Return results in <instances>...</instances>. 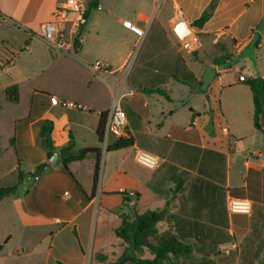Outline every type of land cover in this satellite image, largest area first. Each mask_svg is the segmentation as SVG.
Returning a JSON list of instances; mask_svg holds the SVG:
<instances>
[{"label":"crops","instance_id":"1","mask_svg":"<svg viewBox=\"0 0 264 264\" xmlns=\"http://www.w3.org/2000/svg\"><path fill=\"white\" fill-rule=\"evenodd\" d=\"M67 1L0 0V134L8 124L12 128L8 138L0 136V162L6 164L0 170V182L4 181L0 188L16 185L19 172L28 177L49 165L40 133L46 121L53 123L52 140L62 162L29 184L24 181L16 194L0 202L10 201L15 217L10 220L0 206V216H5V220L0 218V264H136L134 257L152 259L148 251L140 254L124 244L116 231L121 214L161 211L167 202V215L158 228L163 232L175 225L176 229L178 218L190 220L189 241L196 248V264H240L242 246L264 248V168L254 161L255 156L250 157L258 151L243 142L259 133L247 81L264 79V0H153L151 10L146 4L126 5L128 0H100L82 32L83 14L68 15L63 29L68 37L79 39V49L56 56L41 38L40 26ZM158 3L161 7L155 11ZM209 9V21L202 28L194 27ZM178 15L199 39L200 47L193 53L184 52L172 33ZM127 21L145 32L144 39L123 26ZM251 47L253 59L245 56ZM134 53L128 84L135 94L123 100L128 137L134 144L108 152L97 128L100 112L112 105L120 74L97 77L90 67L101 61L117 72ZM217 59L220 65L214 64ZM208 67L215 78L203 89ZM241 75L245 82H239ZM13 86H18L17 102L7 98L6 91ZM154 90L163 94L147 93ZM211 93L217 96L219 127L210 113L215 98ZM195 96L203 100L202 108L189 106L190 117L179 123L177 100ZM52 97L91 112L55 107ZM193 112L200 115L193 119ZM261 125L264 128V118ZM191 126L197 130L196 142H180ZM71 137L78 150H100L104 165L95 192L96 154L64 166L63 150ZM179 143L200 148L199 160L205 150L222 154L225 184L221 181L223 162L217 154L204 158L209 177L198 172L199 165L187 169L178 163L182 156L188 162L186 156L191 155ZM7 148L13 149L10 163L2 153ZM138 150L159 157L160 166L151 170L138 164ZM239 152L245 155L239 157L240 164L233 163ZM201 185L203 189L197 192ZM180 186L184 191L177 190ZM191 188L196 200L185 204L182 199ZM131 192L136 199L130 197ZM231 199L251 202V214L231 213ZM193 222L205 230L203 237H195ZM263 256L264 250L259 249L252 262L264 264Z\"/></svg>","mask_w":264,"mask_h":264},{"label":"trees","instance_id":"2","mask_svg":"<svg viewBox=\"0 0 264 264\" xmlns=\"http://www.w3.org/2000/svg\"><path fill=\"white\" fill-rule=\"evenodd\" d=\"M100 0H91L87 10L83 14V26L81 28V32L83 31V27L85 23L88 21L91 12L94 9H97L99 6ZM211 9L207 10L202 17L197 20L193 25L196 28H202L211 17ZM81 37V36H80ZM78 38L75 41V45H78ZM221 60H215V65H220ZM201 87V82L198 84ZM247 85L250 87L253 93V103H254V126L255 128L264 133V128L261 125V120L264 118V79L261 77L250 78L247 81ZM202 93H205L202 88H200ZM147 93L153 94H163L161 90L148 91ZM7 98L13 102L18 101V86H13L7 89L6 91ZM213 97L217 98L215 94ZM218 105V103H217ZM199 113L193 112L192 118L199 116ZM107 112H101L100 122L97 128V135L101 143H103L104 139V131H105V122H106ZM52 131H53V123L50 121H46L41 128V136L44 140V146L48 149L49 157L52 156L53 152L57 149L54 146V142L52 140ZM182 143H194L197 140V130L191 126V130L187 133H184L180 136ZM134 144V140L131 137L128 138H120L118 140L113 141L107 148L108 152L117 151L121 149H126L131 147ZM182 147L187 148L190 157L186 156L189 160L188 162H184V158H178V163H180L183 167L187 169H194V165L198 166V172L200 174L209 175V171H205L204 169V158L206 155L217 154L216 152H212L210 150H205V154L202 159L199 160V155L201 154V149L197 147H192L190 145L181 144ZM209 147V146H208ZM189 150H192L191 152ZM64 157V166L68 168L69 165L75 161H79L87 157L89 154H96L98 156L97 164L95 167V175H94V192L98 188L99 176H100V159L101 153L98 149H80L78 150L74 141V138L71 137V140L68 146L63 150ZM195 154V155H192ZM222 160V183L225 184V168H226V159L222 154H217ZM195 156V157H194ZM174 160V158H173ZM177 159H175L176 161ZM190 163H193L190 164ZM26 176L19 172L18 183L13 186L0 188V202L7 197L13 196L17 193L18 188L25 181ZM209 182L206 184V189L209 190ZM197 189V192H200L203 187ZM184 186H180L177 190L184 191ZM196 192V191H195ZM27 194V192H26ZM194 194L193 188L189 189L188 197L182 199L185 204L189 202H194L196 198L192 197ZM125 201H129L125 194ZM92 194L91 197H93ZM203 202V200H199V203ZM170 205V202L166 203L164 210H147L142 214H139L135 211H131L128 214H121V226L117 229L116 235L119 239L123 241L124 244L131 247L135 252L143 254L145 251H148L149 254L153 257L152 259H140L138 257H134L132 261L136 264H196L193 262V256L196 253V248L194 245L190 243V220L186 218H178V223L172 226V228L161 232L158 228V225L162 223L167 215V210ZM173 218V215H171ZM215 221V220H214ZM195 227V237L202 236L205 234V230L200 227L199 223L193 222ZM126 256V255H125ZM102 260V259H101ZM126 261V258H124ZM198 264H210L209 262L202 261Z\"/></svg>","mask_w":264,"mask_h":264},{"label":"built area","instance_id":"3","mask_svg":"<svg viewBox=\"0 0 264 264\" xmlns=\"http://www.w3.org/2000/svg\"><path fill=\"white\" fill-rule=\"evenodd\" d=\"M89 0H68L65 5L57 8L49 21L41 24V38L49 46L50 50L56 56L69 55L71 50L79 49V44L75 45L77 38L68 37L63 29V24L66 22L68 15L71 12H76L80 15L84 14L85 6ZM3 24V19L0 17V27ZM78 26V25H77ZM123 26L137 35L139 38L144 39L145 32L131 22H124ZM77 31L79 26L76 28ZM172 33L179 42L182 50L186 53H193L200 47L199 39L197 38L192 26L183 18L178 15L172 24ZM76 31V32H77ZM79 42V39H78ZM136 61V54L130 55L123 66L117 72H112L107 69L101 61H97L90 68L95 76L108 77L115 73L120 74V79L115 84V93L110 109L107 111L105 122V131L103 139L104 150H107L112 139L118 140L120 138H128V119L125 109L123 107V100L126 97L134 96L135 91L128 84V78L133 70ZM246 78L239 76V82H245ZM51 104L55 107H62L68 110H77L84 112H91L90 109L74 102L63 101L57 97L51 98ZM101 115V112H100ZM256 157L259 166L264 168V152L258 151L250 153V157ZM136 162L145 168L154 170L160 166V158L143 150H138L135 154ZM130 197L136 199V194L131 192ZM229 210L233 214H246L252 212V204L246 200L231 199L229 203Z\"/></svg>","mask_w":264,"mask_h":264},{"label":"rangeland","instance_id":"4","mask_svg":"<svg viewBox=\"0 0 264 264\" xmlns=\"http://www.w3.org/2000/svg\"><path fill=\"white\" fill-rule=\"evenodd\" d=\"M152 1L153 0H128V3L130 6L132 5H140V6H145L146 4V9H149L151 10L152 9ZM161 7V4L158 3L157 6H156V9L155 11H158ZM163 11V9H162ZM161 11V12H162ZM163 13V12H162ZM254 47H251L246 53H245V56H248L250 58H254ZM195 59H198L197 56H195ZM194 60V59H193ZM132 79H133V76H132ZM131 81V79H130ZM211 95H213V93H211ZM213 105H214V109L210 112L212 117H214L215 119V127H219L220 124H219V117H218V113H217V109H216V98L213 99ZM123 104V103H122ZM189 106L193 107L194 109H201L202 106H203V100L201 99V97H197L195 96L194 98L193 97H185V98H182L181 100H177V103H176V110H177V118H178V122L179 123H186L188 117H190V111H189ZM12 133V128L9 126V124L6 126V129L3 127L2 129V134H0V136L2 137H9V135ZM7 137V138H8ZM246 143V145H249V147H251V150L252 151H263L264 150V133L260 132L257 133V135L255 136H247V138L243 141ZM2 153L6 156V162L10 163L12 161V158H13V149H10V148H7V152H3L2 150ZM245 155L243 152H239L237 154V156H234L232 161L233 163H239V157L240 156H243ZM238 164V166H239ZM103 165H104V160L100 159V173L102 172L103 170ZM6 166V164H3V166L1 165V162H0V170H1V167H4ZM2 183L4 181H1ZM0 182V183H1ZM1 208H4L5 210V214H7L6 217H8L10 220L14 221L15 220V217L13 215V211H11V208H12V205L10 203V201H5V203H1L0 204ZM7 210V211H6ZM10 210V211H9ZM2 217V220H5V216H0V218ZM241 251H242V254H241V263L240 264H255L254 262H252V258L253 256L255 255V252L257 254L258 250L260 249L262 252L264 250V248H253V247H249V246H246V247H241L240 248ZM238 253V252H237ZM264 257V256H263Z\"/></svg>","mask_w":264,"mask_h":264},{"label":"water","instance_id":"5","mask_svg":"<svg viewBox=\"0 0 264 264\" xmlns=\"http://www.w3.org/2000/svg\"><path fill=\"white\" fill-rule=\"evenodd\" d=\"M215 78V73L211 67H208L204 78H203V89H206L207 86L211 83L212 80ZM62 164L61 162V154L59 151H54L52 156L50 157L49 165L43 166L35 170L34 174L32 176H28L25 178V183L29 184L34 177H39L41 176L49 167H52L54 169H57L60 165Z\"/></svg>","mask_w":264,"mask_h":264}]
</instances>
